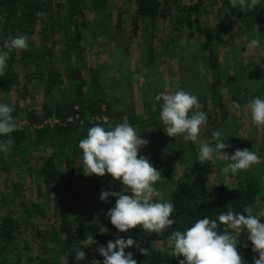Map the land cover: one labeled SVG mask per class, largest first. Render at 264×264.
<instances>
[{
	"label": "trees",
	"instance_id": "trees-1",
	"mask_svg": "<svg viewBox=\"0 0 264 264\" xmlns=\"http://www.w3.org/2000/svg\"><path fill=\"white\" fill-rule=\"evenodd\" d=\"M112 2L0 0V50H6L4 44L17 35L28 38V50L12 51L5 74L0 77V95L14 106L12 115L19 125L9 136H0V141L12 140L8 153L0 152L3 178L0 181V264H92L93 261L103 264L97 247H106L108 241L128 237L141 248L148 249V255H141L135 246L125 249L126 254L132 253L137 264H179L183 257H173L170 250H166L172 231L185 230L195 220L206 216L214 219L218 213L229 209L243 214L248 204L255 207L260 203V208H264V179L259 175L238 172L236 185L230 186L220 172L222 163L201 165L194 144L189 142L185 150L180 142L174 155H182L181 162L189 163V168L182 173L178 190L168 191L163 197L175 205L172 228L160 234H146L140 228L122 233L111 225L107 212L114 207L116 197L109 196L106 201L99 197L102 190L116 192L122 186L108 174L86 177L78 142L86 137L92 126L110 129L107 121L111 125L125 121L134 128L146 122L147 127L161 130L163 126L158 116L162 102H157L156 111L152 104L163 88L157 85L151 98H143L145 110L141 116L136 115L132 103L112 99L114 96L110 95V86L100 68L86 67L85 40L91 29L88 15L94 13L99 17L98 34L108 38L102 45L108 47L112 55H127L131 43L142 49L141 67L147 73L146 79L157 71L163 60H177L180 72L183 71L181 80L199 97L200 110L207 114V124L200 132L205 140L210 141L211 133L227 121L224 87L228 89L231 105L234 101L241 105L237 112L243 116L249 99L257 96L264 99V78L255 77L253 64L244 75L241 91L233 87L234 76L229 78L226 67L221 66L219 60L220 34L215 28L198 24L207 9L216 6L220 14L230 12L239 33L256 30L262 36L264 0H259L256 8L249 12L231 7L229 0H194L186 5H181V0H120L118 6ZM165 19L172 22L176 32L203 33L192 54H178L173 48V35L165 41L159 28V23ZM124 23L129 24V28H125ZM238 52L239 48L230 52L233 75L242 74ZM113 62L116 64L115 60ZM114 64H109L107 69L118 68ZM185 67L187 73H184ZM199 71L204 72L202 78L197 76ZM147 84L149 86L150 82ZM13 90L21 100L39 91L40 109L11 103ZM209 126L213 129L209 130ZM224 136L228 138L226 131ZM16 170L28 173L31 200L25 199L23 192L27 189L23 183L10 180L11 173ZM216 175L218 184L212 185ZM32 217L43 218L47 225L32 227L29 224L30 238L27 240L23 226ZM89 234L96 243L84 247ZM241 240L237 250L246 264H253L258 255L251 251V242L246 237L242 236ZM78 249L85 252L84 260H75Z\"/></svg>",
	"mask_w": 264,
	"mask_h": 264
},
{
	"label": "clouds",
	"instance_id": "clouds-1",
	"mask_svg": "<svg viewBox=\"0 0 264 264\" xmlns=\"http://www.w3.org/2000/svg\"><path fill=\"white\" fill-rule=\"evenodd\" d=\"M229 3L233 8L249 12L256 8L259 0H229ZM257 48H261V42L252 39L249 51ZM4 49L0 50V77L5 74L12 51L28 50V38L23 34L17 35L4 44ZM157 102H162L158 120L167 136H181L183 140L193 143L199 141L201 129L207 124V114L200 110L202 106L197 95L183 89L158 93L152 104L153 111L157 110ZM232 108L241 110V105L234 101ZM245 109L253 127H264V99L259 96L249 99ZM13 111V105L0 103V136L7 137L18 129ZM139 133L127 122L110 129L95 125L87 130L86 137L79 140L77 147L81 152L82 171L86 177H104L108 174L122 186L116 192L102 190L99 197L101 201H106L109 196L116 197L114 207L107 212L111 225L122 233L140 228L146 234H160L174 225L171 217L175 205L164 200L155 186L161 180V172L139 154L140 149L148 143L140 138ZM227 139L222 130L213 131L210 141L199 143L198 163L204 165L206 162L217 164L225 161L226 166L220 169L224 175H236L253 165L264 163L257 152L247 148L236 149L229 155L225 151L229 147L224 142ZM11 146V139L0 141V152L7 154ZM242 236L251 242V251L258 255L253 259V264H264V208L256 210L251 204L244 206L243 214L229 209L218 213L214 219L206 216L195 220L185 230L172 231L166 250H170L173 257H183L179 264H246L237 250ZM95 243L92 234H89L84 240V247ZM133 246L139 248L141 255L149 254L148 249L141 248L132 237L108 241L106 247L99 245L97 252L103 257V264H137L131 252L125 253L126 248ZM243 246L248 247L246 243ZM84 259L85 252L76 250L75 260ZM92 264L100 262L93 261Z\"/></svg>",
	"mask_w": 264,
	"mask_h": 264
},
{
	"label": "rangeland",
	"instance_id": "rangeland-1",
	"mask_svg": "<svg viewBox=\"0 0 264 264\" xmlns=\"http://www.w3.org/2000/svg\"><path fill=\"white\" fill-rule=\"evenodd\" d=\"M113 4L119 5L120 0H112ZM194 0H181V5H186L192 3ZM207 13L202 16L198 22L199 25H206L210 28H215L220 34V42L217 44V50L219 53L220 64L223 67H226L227 75L229 78L234 76L233 84L235 88L241 91L242 80L245 78L244 75L249 71V65H254L253 73L257 78H264V34L259 36L257 31L253 32H244L241 33L237 30V25L233 22V17L228 12V14H220L218 7L213 6L212 8L207 9ZM220 18V19H219ZM88 20L91 29L86 33V52L84 54V60L86 62V67H98L100 72L106 77L108 84L110 86V95L114 96L112 99H118L122 102H130L134 105L136 115H142L144 113L143 108V98H151L153 94V88L157 85H160L163 90L162 92H175L181 89L189 91L194 94L186 86L187 83L181 80L183 71L180 72L177 60H170L169 62L163 60L159 63L157 71H153L150 76L146 79V74L143 68L141 67V57L142 49L138 47L136 43H131L129 45L128 54L118 57L115 53L110 52L108 47L103 46V42L108 38H105L102 35H99V17L96 14L88 15ZM172 22L168 19H165L159 23V28L163 32L165 41L166 38L170 35L174 37V50L180 53H189L192 54L195 46L198 42L201 41L203 36L202 32H194L192 35H188L185 31L176 32L173 30ZM125 28H129V24L124 23ZM252 39H258L261 42V48H257L253 51H249V43ZM37 40V36H35ZM240 49L238 55L242 59L241 73L234 74V65L230 59V52L233 49ZM117 56V57H116ZM113 57V58H112ZM115 63L114 64V61ZM109 64H114L118 68H112L108 70ZM187 67L184 68V73H187ZM204 75L203 71H199L197 76L202 78ZM206 77L209 79V74L206 73ZM147 81L150 82L148 86ZM225 87L222 89L224 106L227 109V121L219 124V130H222L223 133L226 131L228 139L224 141L229 145L225 151L231 155L236 149H249L258 153V155L264 160V127L256 128L253 127L250 123L248 116L241 115L237 110L232 108L230 95L226 91ZM112 96V97H113ZM11 103L18 102L20 105L26 107H33L37 110L40 109L41 105V93L34 92L33 94L26 97L24 100L18 98L17 93L13 90L10 92ZM0 103H7V99L0 95ZM213 112V111H212ZM125 121H122V123ZM110 128L115 125H111L107 121ZM146 122L138 126L136 130L140 135L141 139H146L148 141L147 146L140 149L139 154L143 155L157 170L161 172V180L155 185L162 193L163 197L167 194L168 191L176 192L178 190V185H180L179 179L182 177L184 170L189 168V163L183 164L181 162L182 155L180 157H175L174 153L177 150L176 145L178 143H183L185 150L188 147L190 141H185L181 136L176 138L169 137L163 131V129L158 130L155 128L147 127ZM213 128L209 126V130ZM229 135V136H228ZM179 139V140H178ZM204 137L200 134V139L198 142L193 143L194 146L198 149L199 143L206 142ZM222 167H225L227 162L221 161ZM247 172L254 175H259L260 178L264 179V163L259 165H253L252 168L247 170ZM224 180L230 185H236V177L232 174H223ZM11 181H19L26 186L27 191L23 194L25 199L31 200L33 198L32 192L29 190L31 183L30 177L26 171L16 170L10 175ZM0 181H3L2 175L0 174ZM212 185L218 184V176L211 182ZM31 188V187H30ZM175 189V190H174ZM259 194H262L261 189L259 188ZM260 203L255 205V209L260 208ZM12 207V206H11ZM17 213L21 211L13 209ZM30 226L45 227L47 225L46 221L43 218L32 217L29 219L28 224H24L23 232L25 239L30 238L29 230Z\"/></svg>",
	"mask_w": 264,
	"mask_h": 264
}]
</instances>
